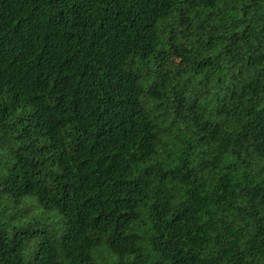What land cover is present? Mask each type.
Instances as JSON below:
<instances>
[{
	"label": "trees",
	"instance_id": "trees-1",
	"mask_svg": "<svg viewBox=\"0 0 264 264\" xmlns=\"http://www.w3.org/2000/svg\"><path fill=\"white\" fill-rule=\"evenodd\" d=\"M0 264H264V0H0Z\"/></svg>",
	"mask_w": 264,
	"mask_h": 264
}]
</instances>
